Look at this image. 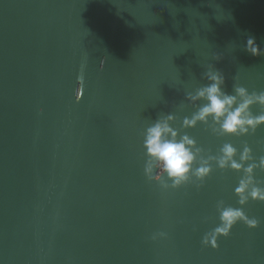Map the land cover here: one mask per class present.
I'll use <instances>...</instances> for the list:
<instances>
[{"label":"water","instance_id":"water-1","mask_svg":"<svg viewBox=\"0 0 264 264\" xmlns=\"http://www.w3.org/2000/svg\"><path fill=\"white\" fill-rule=\"evenodd\" d=\"M248 37L264 49V0H0V264H264L258 201L244 207L257 228L201 243L218 200L240 207L239 173L213 165L201 189L165 191L143 170V132L168 114L205 155L245 141L264 155V127H181L209 65L228 92L233 77L264 90Z\"/></svg>","mask_w":264,"mask_h":264},{"label":"clouds","instance_id":"clouds-1","mask_svg":"<svg viewBox=\"0 0 264 264\" xmlns=\"http://www.w3.org/2000/svg\"><path fill=\"white\" fill-rule=\"evenodd\" d=\"M244 50L252 56L264 55L254 37H248ZM219 61V55H213ZM207 81L194 92H188L185 99L197 105L190 117H184L183 129L195 128L198 124L208 125L211 132L218 136L245 137L255 135L264 127V90L249 91L233 77L232 91L225 90L226 77L214 65H209L202 74ZM79 79L83 80V76ZM203 102L199 103L198 102ZM258 106L259 111L253 112ZM175 116L168 114L155 119L145 128L142 147L146 160L144 175L148 181L158 184L162 190H178L186 185H194L197 190L213 173V165L221 171L240 174L234 195L240 207L226 205L222 200L216 202L219 223L205 233L201 243L205 247L218 249L220 237H229L238 223L250 229L257 228L260 221L249 217L244 207L250 200L264 203V179L257 178V170L264 172V155L256 156L247 141L242 149L232 143L220 146L216 155H205L204 149L197 146L196 140L172 126ZM168 234L160 231L151 237L153 241L166 239Z\"/></svg>","mask_w":264,"mask_h":264}]
</instances>
